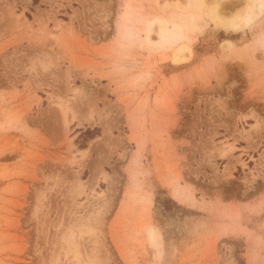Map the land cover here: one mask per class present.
Returning <instances> with one entry per match:
<instances>
[{"label":"rangeland","instance_id":"1","mask_svg":"<svg viewBox=\"0 0 264 264\" xmlns=\"http://www.w3.org/2000/svg\"><path fill=\"white\" fill-rule=\"evenodd\" d=\"M258 1L0 0V264H264Z\"/></svg>","mask_w":264,"mask_h":264},{"label":"bare ground","instance_id":"2","mask_svg":"<svg viewBox=\"0 0 264 264\" xmlns=\"http://www.w3.org/2000/svg\"><path fill=\"white\" fill-rule=\"evenodd\" d=\"M258 5H259V7H262V5H263V1L262 0H259L258 1ZM230 42L229 41H227V40H225V41H223V43H222V45H227L228 47L230 46ZM222 47V46H221Z\"/></svg>","mask_w":264,"mask_h":264}]
</instances>
